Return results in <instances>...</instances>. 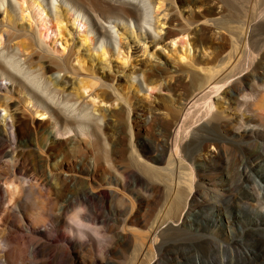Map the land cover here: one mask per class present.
Segmentation results:
<instances>
[{
    "label": "bare ground",
    "instance_id": "obj_1",
    "mask_svg": "<svg viewBox=\"0 0 264 264\" xmlns=\"http://www.w3.org/2000/svg\"><path fill=\"white\" fill-rule=\"evenodd\" d=\"M162 2L168 9L160 14ZM36 8L72 23L82 44L60 39L69 53L57 56L60 40L47 41ZM79 19L84 36L75 28ZM223 19L222 0H0V112L6 113L0 118V264H117L111 256L120 248L136 264H145L142 257L160 264L165 235L191 229L192 214L219 226L220 206L211 209V218L200 208L203 177L196 181L194 167L219 172L222 205L260 232L264 168L232 161L228 149L258 138V127L241 122L227 128L219 99L249 101L244 84L264 81V66L249 55L238 78L237 65L208 66L222 60L223 41L232 35ZM262 20L264 8L254 19ZM138 54L146 59L139 62ZM87 57L97 61L91 74ZM126 82L132 90L121 89ZM97 84L90 96L98 106L85 97ZM255 96L250 108L264 122V94L258 102ZM121 116L126 123L118 127ZM222 125L223 137H211ZM237 177L240 184L252 183L243 190L257 206L241 208L232 200ZM160 183L172 184L171 207L149 225V194H159ZM84 227L94 230L98 243ZM25 232L37 238L20 236ZM258 256L251 249L244 253L252 258L247 264Z\"/></svg>",
    "mask_w": 264,
    "mask_h": 264
},
{
    "label": "rangeland",
    "instance_id": "obj_2",
    "mask_svg": "<svg viewBox=\"0 0 264 264\" xmlns=\"http://www.w3.org/2000/svg\"><path fill=\"white\" fill-rule=\"evenodd\" d=\"M167 6V2H162V9L159 13L163 14L162 12L168 9ZM222 6L224 9V25L228 29L232 30V35L229 34L226 36V40L223 41V45H225L226 48L221 53L220 57H222V60L221 58H218L217 60L209 63L208 66L217 65V67L221 69L229 64L237 65L238 76L236 78H238L241 76L239 73L248 66L249 55L252 56V58L257 57V60L262 63V66H264V20L257 23L254 21L256 12L264 8V2L262 0H222ZM36 9L38 11L35 10V21L38 22L44 33L48 31V42H52V39H64L69 41L68 46H71L73 42L77 43L79 46L82 44V40L74 34V27H72V23L65 21V23L62 24L58 21H54L48 13L43 14L38 8ZM195 11L201 12L202 10L195 8ZM75 28L81 31L82 36L86 34V27L80 19L77 21ZM21 40L22 39H18L13 43H18ZM61 40L56 44V54L57 56H62L63 54L68 55L69 49L63 45L64 42L62 44ZM161 50H163L162 47H157V52H160ZM96 55L98 56V54ZM138 55L140 56L138 59L139 62L146 59V57L143 58L141 54ZM96 64L97 61H92V59L87 57L85 63V67L87 69L86 74H91V66H95ZM63 75V73H56L54 77L59 78ZM88 80L91 81L90 79ZM91 83L95 82L92 80ZM255 83H258L261 88H256ZM98 86L99 85L97 84V86L93 87V89L85 92L87 100L95 101L97 106L100 103L99 99H94L95 97L90 95L91 93L98 91L100 88ZM131 86L132 84L130 82H126L121 85V89L127 87V91L132 90ZM244 86V92L248 95V98L250 99L249 101L242 102L240 101V97L233 99L220 98L219 100H222V102L219 104V107L222 110L221 112H225L223 116L226 118L227 128L234 130L239 127L242 122L243 125L247 127L257 126L259 136L258 138L251 137L246 139L242 144L238 143L234 147L228 146V149L232 156V161H234V158H237L248 163V166L256 165L260 162L264 168V122H261L260 118H256L252 111L256 100L255 93L257 92L260 95V98L256 102L262 99L264 94V81H257L252 78V81L245 82ZM64 95L66 96L67 93H64ZM148 95L149 94L147 93L141 92V96L143 98H147ZM154 95H158V93L155 92ZM220 97H222V95ZM154 99V97H151V100L155 101ZM239 104H241V107H239ZM243 105L247 106L243 107ZM102 106L105 108L109 107L111 110L115 109L109 105ZM116 109H120L119 102L116 103ZM5 115V112H0V118ZM36 117L40 120L48 119L45 115L41 116L40 114L36 115ZM225 120L223 121L225 122ZM120 122L126 123L125 116H121L119 118L118 127H120ZM224 130L225 128H223V125L221 127L215 126L210 132L211 137H223ZM257 157H259V160L256 159ZM188 165L189 166L182 170L185 174L181 175L180 180V195L182 202L180 201L179 209H181L187 196L183 182L188 179V174L191 173V165ZM193 170L196 176V181L199 180L200 175L203 177V180L200 182L203 183L200 186V200H202L200 208L203 209L211 218L210 211L213 210L212 208L214 206H220L217 212L218 220H220V227L213 225L208 219L206 222H203L192 214L190 218L192 224L191 229L184 228L179 231H170L165 235L161 250L163 261L160 264H195L196 258L201 260V264H247L252 260L251 258L247 261L244 257V253L249 249L259 253L258 257L253 258L254 264H264V216L261 218L262 226L260 232H255L250 229V222H248L247 218L245 221L236 220L234 218L235 210L222 205L221 200L223 193L220 186H218L222 175L214 170H207L201 173H199L195 167ZM232 172V176H237L235 169H233ZM179 176L180 175H178L177 178H179ZM262 183L264 185V180ZM170 185L172 184L160 183L158 185L160 188L159 194H154L153 196L152 193L149 194V199L153 203L150 211L151 218L149 225L163 219L165 217L166 209H170ZM248 185L252 186V183L246 181L243 184H240L239 177H237V180L233 184V190L229 193L232 200H234L236 204L240 205L241 208L248 206L251 207L254 205L257 206L255 202L248 200L246 197L243 186ZM121 205L122 204L119 206L122 207ZM258 207L264 213V199H262V202L258 205ZM23 226L27 228L29 224L25 222ZM84 228L93 235L94 241L97 242L98 235H96L94 230L90 227ZM144 230L146 229H141L139 231ZM20 236L26 237L27 239L37 238L35 235H31L28 232H25ZM57 239L62 240L60 234L57 236ZM111 259L117 264H136L134 256L124 248L118 249L117 253L111 256ZM140 259L145 261L143 263L146 264L147 260H144V257Z\"/></svg>",
    "mask_w": 264,
    "mask_h": 264
}]
</instances>
